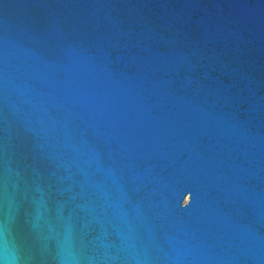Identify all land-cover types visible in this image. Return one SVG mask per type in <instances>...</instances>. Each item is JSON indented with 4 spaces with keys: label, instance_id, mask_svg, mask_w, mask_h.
<instances>
[{
    "label": "water",
    "instance_id": "obj_1",
    "mask_svg": "<svg viewBox=\"0 0 264 264\" xmlns=\"http://www.w3.org/2000/svg\"><path fill=\"white\" fill-rule=\"evenodd\" d=\"M0 264H264V0H0Z\"/></svg>",
    "mask_w": 264,
    "mask_h": 264
}]
</instances>
